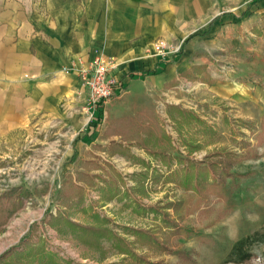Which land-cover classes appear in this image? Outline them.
I'll return each mask as SVG.
<instances>
[{
    "label": "rangeland",
    "instance_id": "374dc122",
    "mask_svg": "<svg viewBox=\"0 0 264 264\" xmlns=\"http://www.w3.org/2000/svg\"><path fill=\"white\" fill-rule=\"evenodd\" d=\"M219 11L227 17L220 27L168 41L164 57L158 55L170 61L181 55L178 64L188 65V73L176 74L142 115L107 127L105 133L122 135L117 137L127 149L122 154L101 146L81 151L73 142L76 134L68 139L66 130L54 126L0 137V256L9 251L0 264L133 262L111 241L102 239L94 248L66 224H51L50 214L57 210L79 224L107 218L108 227L152 262L264 264V3L221 5ZM168 104L194 111L204 122L179 124L169 117ZM242 139L248 145L240 148ZM221 149L236 154L225 183L228 200L212 195L207 203L198 202L181 185V163H201ZM163 153L170 162H164ZM155 172L163 177L152 182ZM142 180L144 189L137 186ZM79 186L83 199L75 205ZM110 192L115 196L107 199ZM179 199L187 201L182 218L168 211L188 230L180 235H170L152 214L132 209L134 200L153 206ZM139 227L167 239L170 252L136 242L127 229ZM37 245L45 257L32 255ZM178 251L188 252L195 263L181 261Z\"/></svg>",
    "mask_w": 264,
    "mask_h": 264
},
{
    "label": "crops",
    "instance_id": "0c3cea01",
    "mask_svg": "<svg viewBox=\"0 0 264 264\" xmlns=\"http://www.w3.org/2000/svg\"><path fill=\"white\" fill-rule=\"evenodd\" d=\"M264 0H0V137L21 128L64 129L80 150L101 146L122 154L112 124L133 120L154 106L176 74L152 52L157 40L184 39L224 22L221 5ZM262 5V4H261ZM227 18V17H226ZM96 56L115 63L122 87L106 102L102 120L89 126L86 89L73 68ZM183 56V55H182ZM180 58V59H179ZM205 64L206 60L200 61ZM155 70V73H154Z\"/></svg>",
    "mask_w": 264,
    "mask_h": 264
},
{
    "label": "trees",
    "instance_id": "16d2710c",
    "mask_svg": "<svg viewBox=\"0 0 264 264\" xmlns=\"http://www.w3.org/2000/svg\"><path fill=\"white\" fill-rule=\"evenodd\" d=\"M155 73V70H154ZM188 73V72H187ZM120 90H118L119 93ZM102 106H98L96 108V120L95 123H99L102 120ZM168 115L172 118L175 122L179 123H192L198 122L203 123L204 121L201 117L194 111L186 110L181 105H173L168 104L167 110ZM248 145V142L245 140H240L239 147ZM163 160L165 163L170 162V157L165 156L162 154ZM236 162V154L231 149H221L217 151H213L205 156V158L201 161V163H196L189 159H184L182 161V167L180 169V175L182 178L181 185L187 191H193L194 194L197 196L196 200L201 203H207L210 201V197L215 196L217 199H222L224 201L228 200L229 191L226 187V179L227 177L231 176V170ZM145 178H147L148 173H144ZM143 175V176H144ZM162 174L152 173L151 179L153 181H157L162 178ZM142 180L138 182L139 187L144 189L143 183L145 182ZM111 190V186L109 187ZM78 189L77 194L75 193V200H73V204L79 205V203L83 199V193L80 186L77 187ZM115 196V192H110L108 198H112ZM71 196H67L66 199H70ZM136 212L141 214H152L153 219H158L161 227L170 231V235H180L187 233L188 230L185 228L182 229L178 221L173 219L168 211L171 209L175 215L179 218H182L180 212L186 206V200H174L168 201L166 203L160 202L156 205L149 206L136 200L133 201ZM130 203V201H129ZM71 204V203H70ZM49 222L51 224H66L71 231L74 233L79 234L78 238L79 241L81 240L88 246L97 247L101 243V240L111 241L113 246L117 249V251L121 254H127L133 262L130 264H163L160 261L152 262L147 260L144 256H138L134 250L130 246V241L128 238L122 237L121 234L116 232L110 226L108 227L109 220L107 218H101L99 224L95 225H86L82 223H78L68 216L64 215L62 211L57 210L54 214H50ZM129 232L134 235V239L136 242L150 246L151 248H158L160 251L163 252H170L168 245L166 244V240H161L158 234L150 228H128ZM32 255L33 256H40L41 258L45 257V250L42 246L37 245L36 247L32 248ZM9 256V251L2 254L0 256L1 260H6ZM177 256L181 261L195 263V260L192 256L186 251H178Z\"/></svg>",
    "mask_w": 264,
    "mask_h": 264
},
{
    "label": "built area",
    "instance_id": "2783aa9c",
    "mask_svg": "<svg viewBox=\"0 0 264 264\" xmlns=\"http://www.w3.org/2000/svg\"><path fill=\"white\" fill-rule=\"evenodd\" d=\"M155 42L153 43L154 53L164 57L168 41L163 39ZM114 68V61L105 56H96L86 65L81 64L73 68H63L67 72L69 69L76 71L82 85L86 89V101L83 110L89 126L95 123L96 108L98 106L104 107L109 98L117 94L118 90L122 87L123 83L113 73Z\"/></svg>",
    "mask_w": 264,
    "mask_h": 264
},
{
    "label": "bare ground",
    "instance_id": "6f19581e",
    "mask_svg": "<svg viewBox=\"0 0 264 264\" xmlns=\"http://www.w3.org/2000/svg\"><path fill=\"white\" fill-rule=\"evenodd\" d=\"M1 246H2V244H1V242H0V248H1Z\"/></svg>",
    "mask_w": 264,
    "mask_h": 264
}]
</instances>
